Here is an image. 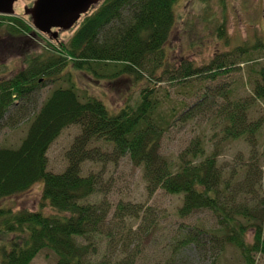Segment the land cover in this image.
Instances as JSON below:
<instances>
[{
    "label": "rangeland",
    "instance_id": "rangeland-1",
    "mask_svg": "<svg viewBox=\"0 0 264 264\" xmlns=\"http://www.w3.org/2000/svg\"><path fill=\"white\" fill-rule=\"evenodd\" d=\"M35 1L19 0L15 4L17 16L31 26L32 19L26 9L32 8ZM99 6L93 7L89 14ZM176 11L177 23L168 43V57L173 64L186 59L204 67L218 54L235 53L238 47H248L250 52L240 57L241 63L229 73L214 78L209 73L181 81L171 80L169 75L162 81L153 80L144 71L141 76L124 73L112 78L111 72L104 71L115 69L112 65L104 68L95 65L100 74L106 75L97 77L74 69L69 63L58 74L46 77L31 95L16 97L0 120V149H16L27 136L36 114L57 88L74 86L81 98L97 97L114 111L130 99L136 102L142 91L150 88L163 100V111L176 110L173 126L163 140L162 154L178 161L200 137L205 143L206 156L217 155V165L224 175L219 197L226 213L201 210L182 217L183 195H172L161 188L149 191L143 169L135 166L129 156H116L110 143L92 142L89 148L105 155L102 154V160L82 164L84 176L95 174L100 178L98 192L86 203L108 202L111 208L104 234L96 241L98 248L93 259L99 264H247L242 251L228 241L230 234L244 226L246 243L252 245L255 227L261 224L264 231V124L254 137L247 134L237 140L226 139L222 132L226 115L221 112L230 102L253 97L252 81L264 67V52L253 49L260 41L264 43V0H178ZM86 16L68 31L56 30L57 38L39 33L34 26L27 35H10L6 29L9 20L0 18V81L26 68V58L22 55L26 50L36 55L62 50V43L74 36ZM193 106L197 109L192 120H175ZM249 118L264 119V101L254 100ZM81 132L80 125L63 130L48 150V171L65 172L69 166L68 152ZM43 192L44 183H35L25 192L1 198L0 209L52 216L56 211L43 200ZM119 206L138 213L121 220L116 217ZM237 211L247 214L236 215ZM226 215L235 222L225 220ZM14 237L15 234L0 230V264L4 247L9 248ZM252 258L255 264H264V255L254 253ZM58 259L52 250L43 249L30 264H57Z\"/></svg>",
    "mask_w": 264,
    "mask_h": 264
},
{
    "label": "trees",
    "instance_id": "trees-1",
    "mask_svg": "<svg viewBox=\"0 0 264 264\" xmlns=\"http://www.w3.org/2000/svg\"><path fill=\"white\" fill-rule=\"evenodd\" d=\"M177 3L178 0H106L85 17L67 43H62V50L53 49L47 55L24 51L26 68L0 81V120L16 97L31 95L46 77L58 74L69 63L74 69L97 77L106 75L100 74L95 65H112L115 69H104L111 72L112 78L124 73L141 76L144 71L153 80L162 81L169 75L171 80L181 81L209 73L212 78L229 73L241 63L240 57L250 52L248 47H238L235 53L218 54L204 67L186 59L173 64L168 57V43L177 23ZM6 19L14 22L6 28L10 35L20 37L32 32L23 19ZM253 49L264 52V43L260 41ZM57 53H64V57ZM256 76L252 99L230 102L221 109L226 115L222 129L226 139L237 140L247 134L254 137L263 127L264 119L249 118L254 100L264 101V67ZM163 105L150 88L142 91L139 100L130 99L117 111L97 97L81 98L74 86L55 89L36 114L21 145L0 149V199L43 182V200L56 214L0 209V230L15 234L11 246L4 247L1 264H30L43 249L56 253L57 264H99L93 259L98 248L96 241L104 234L111 208L108 202L86 203L98 192L100 178L82 174L85 161L102 160L105 155L89 148L96 140L114 145L116 156H129L135 166L142 168L149 191L161 188L172 195H183L182 217L201 210L225 214L219 197L224 175L217 165V155L206 156L203 139H195L178 161L162 154L163 140L173 126L176 112L163 111ZM196 109L186 108L182 118L175 120H192ZM72 125H80L82 132L68 152L69 166L63 173H52L48 171V150ZM136 213L119 206L116 217L125 220ZM240 213L247 214L237 211L236 215ZM224 219L235 222L232 216ZM263 232L258 224L255 241L249 245L247 229L240 226L228 241L242 251L247 264H255L252 255H264Z\"/></svg>",
    "mask_w": 264,
    "mask_h": 264
},
{
    "label": "water",
    "instance_id": "water-1",
    "mask_svg": "<svg viewBox=\"0 0 264 264\" xmlns=\"http://www.w3.org/2000/svg\"><path fill=\"white\" fill-rule=\"evenodd\" d=\"M19 0H0V14L14 16L15 3ZM106 0H36L32 8L26 9L34 26L42 33L55 38L54 29L68 31L72 29L83 15Z\"/></svg>",
    "mask_w": 264,
    "mask_h": 264
}]
</instances>
